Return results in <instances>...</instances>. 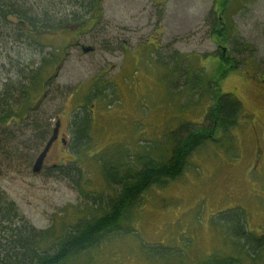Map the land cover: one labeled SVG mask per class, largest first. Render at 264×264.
Segmentation results:
<instances>
[{"label":"rangeland","instance_id":"rangeland-1","mask_svg":"<svg viewBox=\"0 0 264 264\" xmlns=\"http://www.w3.org/2000/svg\"><path fill=\"white\" fill-rule=\"evenodd\" d=\"M63 3H30L35 15L52 22L53 31L40 33L44 47L16 30L15 21L0 29V94L27 84L44 59L49 66L41 91L27 102L36 110L20 123L9 119L0 126L7 141L0 150V189L29 227L53 228L56 236L76 217L96 214L99 203L91 196L114 195L98 159L130 165L132 157L146 154L168 160L180 132L209 126V86L229 70L219 87L241 103L236 125L216 130L214 142L198 147L175 180L148 188L117 232L62 264H216L236 258L238 219L249 236H264V0H99L89 18ZM220 15L230 30L223 41L211 29ZM79 112L88 139L76 156L70 126ZM56 120L57 138L42 171L33 174L46 144L39 132L47 129L49 136ZM76 161L80 174L71 169ZM261 259L257 264H264V254Z\"/></svg>","mask_w":264,"mask_h":264},{"label":"trees","instance_id":"trees-1","mask_svg":"<svg viewBox=\"0 0 264 264\" xmlns=\"http://www.w3.org/2000/svg\"><path fill=\"white\" fill-rule=\"evenodd\" d=\"M32 1L0 0V29L2 24L6 27L7 23L12 22L14 24L15 21L16 30L22 34L24 33L32 44L44 47V43L41 42L42 34L40 35V33L53 31L52 22L45 14L43 16L34 14V10L31 8L32 4L30 5ZM59 1L64 2L63 4H67L70 8L76 9L79 13L80 11L82 14L86 12L88 18L92 12H97L99 8V0ZM79 13L72 12L71 15L76 17ZM86 20L79 23L80 27L84 25ZM219 21L220 18H215L211 24V29L212 33L221 37L220 40L223 41L229 35L230 30L227 26V29L224 28L221 31ZM37 26L39 28L36 29ZM222 53L219 54V60L224 63L226 59ZM47 66L46 59H44L41 68L30 73V81L27 84L18 88L17 86L10 89L5 87V92L0 94V126L6 127L9 124L7 123L9 119L20 123L28 112L36 110L31 109V105H28L27 102L32 93L35 92L36 94L39 90L41 91L43 71ZM229 69L234 70L235 68L231 66ZM228 71L220 72L209 86L212 103L205 117L209 126L196 129L189 126L183 132H180L178 138L173 140L172 146L170 145L171 150L168 160L153 161L146 154L132 157V164L130 165L123 163L122 157L120 158L123 162L114 160L108 162L109 160L98 159L102 176L109 187L114 189V195L100 198L95 194L90 197L89 193L83 194L82 191L87 192L80 189L85 197H90L89 199L92 200L93 204L99 203L98 209L95 210L96 214L76 217L74 222L68 224L65 229H59L56 236L53 228L45 231H35L29 227L28 222H26L16 205L0 189V264H62L70 257L94 247L105 238L106 234L117 232L122 219L131 208L137 207L136 202L148 188L151 186L163 187L169 181L175 180L186 167L188 157L198 147L209 142L208 140L214 142L212 134L216 130L223 132L236 125L237 118L242 110L241 103L235 97L223 94L219 87L220 80L227 75ZM19 93L24 97L22 100L17 101L15 97ZM39 97L42 99V95ZM32 103L33 101L30 104ZM87 126V120L80 112L71 119L70 128L72 127L73 131L71 148L76 156L79 155V149L84 145L82 141L86 137L88 139ZM43 127L46 128L47 126L44 125ZM5 135L4 131L0 132V150L5 149L2 147L7 142ZM50 135L48 136L46 129L45 132H39L37 138L45 144ZM6 153L3 152L2 156L4 157ZM78 163L80 162L76 161L72 164L71 169L79 173V166H74ZM52 169L50 168V170ZM64 172L63 170L62 173ZM66 174L68 173L65 172L64 176ZM68 176L70 175L68 174ZM68 176L66 175V177ZM81 176H77L79 180ZM238 220L237 224L240 230L238 235H234L238 244V256L216 264H244L245 261L257 264V262H261V256L264 254V236H249V232L245 230L243 223L240 219ZM60 226L63 228L62 224Z\"/></svg>","mask_w":264,"mask_h":264},{"label":"water","instance_id":"water-1","mask_svg":"<svg viewBox=\"0 0 264 264\" xmlns=\"http://www.w3.org/2000/svg\"><path fill=\"white\" fill-rule=\"evenodd\" d=\"M91 48H86L84 49L85 52L90 51ZM57 128H58V124H55V128L51 130V135L49 137V139L47 140L44 148L42 149V151L39 153V155L37 156V158L34 160L32 167H31V171L33 174H37L40 171H42L43 169V159L46 156V153L48 152L49 148L51 147L52 143L56 140L57 138Z\"/></svg>","mask_w":264,"mask_h":264},{"label":"flooded vegetation","instance_id":"flooded-vegetation-1","mask_svg":"<svg viewBox=\"0 0 264 264\" xmlns=\"http://www.w3.org/2000/svg\"><path fill=\"white\" fill-rule=\"evenodd\" d=\"M223 10H224V9H222V12H223ZM218 18H220V21H219V22H220V23H219V25H220V26H219L220 30L222 31L224 28L227 29V28H226V27H227L226 24H225L224 22L222 23V16L220 15ZM222 52H223V51H222ZM222 55H223V53H222ZM56 123L59 125V120H56Z\"/></svg>","mask_w":264,"mask_h":264}]
</instances>
